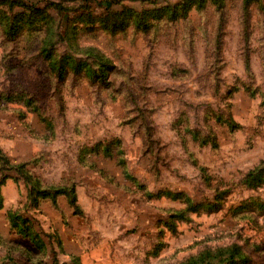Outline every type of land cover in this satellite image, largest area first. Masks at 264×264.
Returning a JSON list of instances; mask_svg holds the SVG:
<instances>
[{
    "label": "rangeland",
    "instance_id": "1",
    "mask_svg": "<svg viewBox=\"0 0 264 264\" xmlns=\"http://www.w3.org/2000/svg\"><path fill=\"white\" fill-rule=\"evenodd\" d=\"M0 152V264H264V0H0Z\"/></svg>",
    "mask_w": 264,
    "mask_h": 264
},
{
    "label": "trees",
    "instance_id": "2",
    "mask_svg": "<svg viewBox=\"0 0 264 264\" xmlns=\"http://www.w3.org/2000/svg\"><path fill=\"white\" fill-rule=\"evenodd\" d=\"M61 7V6H59ZM164 9L163 11H165ZM159 12V11H158ZM40 14V12H38ZM18 23L25 21V18H22L20 20H17ZM10 29L12 28L11 24H9ZM12 31V30H11ZM0 164L2 166H8L9 171H14L17 173L20 178L24 179V176L26 177H31L29 172L27 171L28 168L24 167L25 165H12L10 163L9 157L3 155L0 152ZM7 179V178H6ZM12 179V178H10ZM9 180V179H8ZM25 181V180H24ZM34 182L33 180H31ZM31 181H25L26 184L31 185ZM49 189L47 190L43 185L39 182H36V184L32 185V194L36 193L35 195V201H37V198H41L43 200L45 199H53L56 201L57 197L59 195H66L69 196V190H65V188L60 187V188H55V187H48ZM51 190L55 191L54 193L51 192ZM72 194L75 195V189L72 190ZM77 201L74 199L72 201V204H75ZM38 203V202H37ZM3 209V200L0 198V211ZM10 217L13 213H10ZM243 250L242 246L240 245H232V248H221L220 250H217L218 255L216 256L214 252H211L210 250L202 252L198 257L192 258L185 264H228L232 261H235L236 258L241 257V251ZM217 262V263H215Z\"/></svg>",
    "mask_w": 264,
    "mask_h": 264
},
{
    "label": "crops",
    "instance_id": "3",
    "mask_svg": "<svg viewBox=\"0 0 264 264\" xmlns=\"http://www.w3.org/2000/svg\"><path fill=\"white\" fill-rule=\"evenodd\" d=\"M5 205H7V203H4Z\"/></svg>",
    "mask_w": 264,
    "mask_h": 264
}]
</instances>
